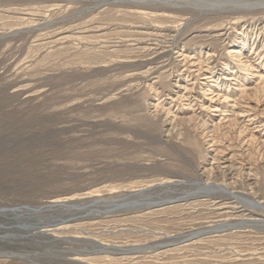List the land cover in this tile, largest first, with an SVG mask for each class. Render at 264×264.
<instances>
[{
	"label": "rangeland",
	"instance_id": "rangeland-1",
	"mask_svg": "<svg viewBox=\"0 0 264 264\" xmlns=\"http://www.w3.org/2000/svg\"><path fill=\"white\" fill-rule=\"evenodd\" d=\"M0 209V264H264V0H0Z\"/></svg>",
	"mask_w": 264,
	"mask_h": 264
},
{
	"label": "water",
	"instance_id": "water-1",
	"mask_svg": "<svg viewBox=\"0 0 264 264\" xmlns=\"http://www.w3.org/2000/svg\"><path fill=\"white\" fill-rule=\"evenodd\" d=\"M124 199H126V198H117V199H114L113 202H119V201H122ZM178 201H179V199H171V200H166L165 199V200H159V201H154V202H146V203L143 202V201H139V200H137V201H128V202H123V203H120V204H116L114 209L108 210L107 212L114 211V210H117V209L135 208V207H140L142 205L147 206V208H156V207L171 205V204H174V203H176ZM15 209H18V208H15ZM40 209L41 208H37V210H40ZM6 210L7 209H0V211H6ZM216 231H219V229H217V228H214V229L209 228L208 229V233H212V232H216Z\"/></svg>",
	"mask_w": 264,
	"mask_h": 264
},
{
	"label": "bare ground",
	"instance_id": "bare-ground-1",
	"mask_svg": "<svg viewBox=\"0 0 264 264\" xmlns=\"http://www.w3.org/2000/svg\"><path fill=\"white\" fill-rule=\"evenodd\" d=\"M199 69H201V68H199ZM225 227V225H222V226H220L219 228H224Z\"/></svg>",
	"mask_w": 264,
	"mask_h": 264
}]
</instances>
